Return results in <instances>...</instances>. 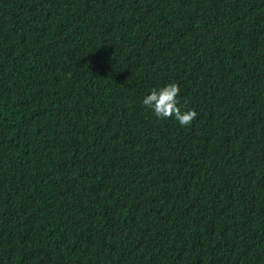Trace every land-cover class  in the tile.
Listing matches in <instances>:
<instances>
[{
    "label": "trees",
    "instance_id": "1",
    "mask_svg": "<svg viewBox=\"0 0 264 264\" xmlns=\"http://www.w3.org/2000/svg\"><path fill=\"white\" fill-rule=\"evenodd\" d=\"M0 264H264V0H0Z\"/></svg>",
    "mask_w": 264,
    "mask_h": 264
},
{
    "label": "clouds",
    "instance_id": "2",
    "mask_svg": "<svg viewBox=\"0 0 264 264\" xmlns=\"http://www.w3.org/2000/svg\"><path fill=\"white\" fill-rule=\"evenodd\" d=\"M179 86L175 82L150 89L141 98L140 103L157 118H173L181 127L191 123L196 118L194 109L182 110L178 100Z\"/></svg>",
    "mask_w": 264,
    "mask_h": 264
}]
</instances>
